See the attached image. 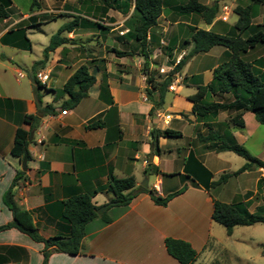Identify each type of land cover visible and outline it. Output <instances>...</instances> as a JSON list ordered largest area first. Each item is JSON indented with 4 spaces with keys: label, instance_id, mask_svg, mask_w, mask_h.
<instances>
[{
    "label": "crops",
    "instance_id": "1",
    "mask_svg": "<svg viewBox=\"0 0 264 264\" xmlns=\"http://www.w3.org/2000/svg\"><path fill=\"white\" fill-rule=\"evenodd\" d=\"M3 1L0 0V4ZM50 1L52 6L44 9L40 4L32 8V0H28L30 4L26 8L16 0H11L12 4L4 11L6 16L0 15V226L13 219L11 211L3 202V196L20 171L25 174L14 188L16 202L20 208L32 213L39 233L44 238L69 234V225L62 218V203L66 200L89 194L96 207L108 205L113 198L106 191L111 174L117 178L134 176L137 190L148 188L166 197L182 189H173L167 177L175 174L183 177L188 173L190 177L186 176L185 191L173 198L166 207L156 205L150 194L139 193L126 207L108 208L105 212L110 222L106 223L99 217L86 226V237L79 255L55 252L49 264H180L168 254L165 247L167 238L189 242L198 252L195 264H199L202 258L206 260L203 264H222L223 257H228L230 252L231 260L247 262L249 259L241 257L239 251L247 243L246 239L252 241L254 237L235 238L237 228L241 226L236 227L229 236L226 229H221L220 224L212 219L214 199L225 203L232 201L224 199V192L214 197L208 186L216 181V175L236 171L219 169L214 172L211 167L213 154L219 160L218 157L229 152L209 151L205 144L196 140L197 134L205 130L196 121L192 113L193 104L188 97L196 93L198 86L184 81L174 84L165 97L164 106L150 114L153 105L146 94V77L140 70L143 61L140 55H137L138 62L132 65L125 62L124 59L128 57L118 58L115 53L108 57L106 52H100L96 59H89L76 51L85 37L96 36L102 41L107 36L104 29H78L73 33H65L63 36L72 42L50 53L45 68L39 70L37 76L43 73L46 78L42 82L46 89L40 90L43 106L51 105L56 114L41 117L39 127L29 140L31 159L27 161V170H22V161L12 155V149L17 129L30 130L31 126L24 122L25 116L38 112L30 73L34 63L43 58V51L51 37L74 16L98 21L105 27L115 26L110 28V34L125 27L127 21V16L113 9L103 12L96 8L100 12L99 17H102L99 19L86 14L89 8L84 2L77 0L76 4L70 6L68 0H62L56 6L54 3L57 0ZM115 13L125 19H118ZM214 25H208L205 30L212 29ZM49 27H54L51 33L47 32ZM17 29H25L31 44L30 50L4 42V39L17 42L13 36H8V33ZM37 33L44 34L49 42H40L41 49L36 59H32V36ZM120 41L125 46L131 45L125 38H120ZM103 47L105 50L107 45L103 44ZM223 52L229 54L224 47ZM123 63L132 66L133 70H121L120 73L117 66ZM83 64L90 67L96 82L89 89L88 97L76 108L62 110L61 105L68 96H61L59 92ZM206 67L203 72L205 85L213 80V70L217 65ZM103 69H106L109 78L108 90L102 91ZM18 72L23 73L24 77L15 80L14 76ZM201 74L191 76H200L202 83ZM207 74L210 75V81L206 80ZM182 84L194 86L195 92L182 93ZM180 101L187 103L186 111L178 109ZM64 111H67L66 115L62 114ZM167 115L172 116V119L164 120ZM219 118L213 124L219 123ZM94 122L99 123L100 127L86 128ZM174 123L177 128H172ZM166 129L181 132L182 137L179 139L184 144L182 147H172L168 139L160 138L157 141L160 150L156 152L151 132ZM231 130L237 139L236 130ZM152 148L154 156L151 162ZM155 153L158 155L155 156ZM191 153L196 160L183 164V160L188 159ZM180 161L182 171H170V166ZM200 165L212 174L211 178ZM260 171H263L261 175L264 177V169H256L230 177L226 184L217 187L225 188L233 179L238 183L244 177ZM152 177L155 178L153 184L150 181ZM260 179L257 177L255 183L262 189L263 184L259 186ZM239 185L238 189L226 194L241 196L243 201L249 203L252 213L264 207L263 202L255 199L257 190L252 193L244 183ZM227 241L233 250L227 248ZM43 249V244L34 242L16 229L0 233V264H42Z\"/></svg>",
    "mask_w": 264,
    "mask_h": 264
},
{
    "label": "trees",
    "instance_id": "2",
    "mask_svg": "<svg viewBox=\"0 0 264 264\" xmlns=\"http://www.w3.org/2000/svg\"><path fill=\"white\" fill-rule=\"evenodd\" d=\"M84 1L78 0L80 3ZM168 1L170 0H102L103 6L102 8L100 7L103 12L113 9L125 16L131 14L125 23L127 32L123 36L129 41H135L139 46V55L143 59L142 74L146 77V94L153 105L150 114L164 106L165 97L174 82L172 75H168L162 81H158L151 73V48L152 44L157 40L155 29L158 26L159 18L163 15L165 7L168 5ZM252 1L261 2L263 0ZM11 4V0H4L0 4L1 16H6L4 12L5 8ZM38 5V0H32V8ZM132 9L133 11L131 12ZM179 12L197 15L203 19L205 24L212 25L218 16L219 5L215 3L212 6H207L199 0H186V3L179 7ZM235 13L238 16L236 23L224 34L192 27L191 39L184 41L187 45L192 44V48L175 66V71L180 72L190 59L199 54L208 53L214 47H224L229 52V57L214 68L213 81L211 83L202 85L200 82L201 77L197 75L191 77L185 76L183 80L186 83L189 82L198 86L196 93L188 97V100L193 104L192 113L196 121L201 123L203 128H205L204 133L199 132L197 134L196 140L205 144L209 151L216 153L232 152L246 161L236 172L222 174L218 180L208 186V190L212 187L226 184L230 177H236L242 173L256 169H264V161L254 157L240 144L231 130L237 128L240 130L245 129L246 124L243 116L246 113H252L256 121L264 126V59L260 58L254 62H247L243 58V55L256 49L259 45H264V24L254 26L253 21L257 17V14L253 4L245 7L238 6L235 9ZM251 27L255 28L256 31L246 35ZM93 28L108 30V28L98 21L94 22L81 16H74L70 22L62 25L51 37L49 45L43 51V58L32 66L30 80L33 85L38 112L36 115H26L24 118V122L31 126L30 130L17 129L12 149L14 157L19 158L21 161L24 158L28 161L31 159L28 147L32 132L36 131L39 127L41 117L56 114L55 109L51 105L43 106L40 90L46 89V86L38 79L37 74L39 70L45 68L50 53L72 42L63 36L65 33H73L78 29L86 30ZM8 36H13L17 42L10 39H4V42L13 43L20 48L31 49L25 29L12 31L8 33ZM114 53L118 58L132 56L130 51L114 50ZM103 70L102 91L108 90L107 81L109 78L106 69ZM95 82L96 78L90 73V67L87 64L81 65L59 92L61 96H68V99L62 103L61 109L72 110L76 108L83 99L88 97V91ZM224 95H232L234 99L230 102L212 100ZM223 111L234 112L236 115L231 121L233 125L220 132L213 122ZM98 127H100V124L94 122L86 128L96 129ZM151 134L155 139L152 145L156 152L160 150L157 144L160 138L173 139L182 137L181 132L172 129L152 131ZM157 155L155 153V156ZM188 159L196 160L193 153L190 154ZM200 166L204 171L209 173L202 165ZM154 167L158 169L157 166ZM194 173L197 174L195 171ZM23 174L25 173L22 171L17 173L10 188L3 196V202L11 211L13 219L10 223L0 226V233L16 229L30 237L34 242L43 244L42 264H49L50 257L55 252L72 256L79 255L86 237V226L99 217L106 223L110 222L106 212L101 216L97 214L99 208L94 205L92 195L82 194L62 203V218L69 225V234L67 236L49 238L42 237L34 222L32 213L20 208L15 199L14 188ZM209 174L211 178L212 174ZM186 176L190 177L188 173ZM262 181V179L259 180V186H261ZM106 191L113 195L112 200L108 204L109 209L130 205L139 193L150 194L156 205L166 207L173 198L185 191V187L173 194L162 197L156 191H151L148 188L137 190L134 176L117 178L111 174ZM212 219L223 226L227 234L231 236L234 229L238 226L264 225V207H259L256 212L252 213L249 211V203L243 201L241 196H238V200L232 203H225L214 199ZM165 247L168 254L180 264H195L198 260V252L189 242L184 240L167 238L165 240ZM262 248L264 250V244Z\"/></svg>",
    "mask_w": 264,
    "mask_h": 264
},
{
    "label": "rangeland",
    "instance_id": "3",
    "mask_svg": "<svg viewBox=\"0 0 264 264\" xmlns=\"http://www.w3.org/2000/svg\"><path fill=\"white\" fill-rule=\"evenodd\" d=\"M17 3L26 8L30 4L28 0H16ZM62 0H57L54 4L59 6ZM202 4L207 6H212L213 4L217 3L219 5V13L217 18L214 20L212 31L214 32H224L230 30V28L236 23L237 15L235 13V9L238 6H248L249 4H253L256 8L257 17L254 19L253 24L257 26L259 24H264V0L261 2H253L252 0H199ZM77 0H68L67 3L72 6V4H76ZM86 7L89 10H86V14L90 17H95L101 19L99 17V11L96 8H100L99 5H102V0H85L84 1ZM186 3V0H170L168 1V5L165 7L163 15L159 18L158 26L155 29V33L157 34V41L152 44L151 48V73L155 77L156 80L162 81L166 76L172 75L173 76V85L178 84L179 82L182 83L184 76H191L192 74L202 73V85H205L204 80V69L206 68H213L218 65L220 62L226 60L229 57V54L223 52V47H215L212 51L208 54H199L192 59L183 67L180 72L175 71V66L179 63V61L187 55L191 48L192 44L187 45L184 43L185 40H190L192 35V27L197 29H207L208 25L205 24L203 19L194 14H185L179 12V7ZM40 7L48 8L52 6V2L50 0H39ZM133 11V10H132ZM117 15L118 19H125L124 16ZM131 15V14H130ZM130 15L127 16V20L129 19ZM226 18V19H224ZM54 27L47 28V32L51 33L50 31ZM108 30L106 29L107 36L100 41L96 36L85 37L88 39H83V42L79 43V47L76 49L78 53L83 58L89 59H96L100 52H106L108 57H112L114 54V50H121V51H130L132 53L131 57L128 59H124L125 62L129 64L135 65L137 63V57L139 56V46L135 41L130 40L131 45L125 46L121 41L120 38H125L123 35L126 33L127 29L125 27L118 28L116 31L112 32L111 34L108 33L110 28H115V26H107ZM262 29V28H261ZM256 31L255 28L251 27L246 35L252 34ZM222 33V34H224ZM127 40V38H125ZM32 40L34 42V52L32 53V59H36V55L39 53L41 46L40 42L48 43L49 38L46 37L44 34H35L32 36ZM94 43H93V42ZM129 41V40H128ZM103 44L107 45L106 49L104 50ZM138 55V56H137ZM195 58V60H193ZM243 58L247 62H254L260 58L264 59V45H259L256 49L251 50L247 54L243 55ZM142 65L141 63V73H142ZM117 70H133L132 66L127 65L126 63L118 64ZM257 70V69H256ZM260 70V69H258ZM261 72V71H260ZM118 74H120L118 72ZM206 80L210 81V75H206ZM213 81V80H212ZM211 81V82H212ZM209 82V83H211ZM147 85V84H146ZM172 85V86H173ZM182 93H194L195 87L194 86H185L182 84ZM171 86V87H172ZM169 88V90L171 89ZM234 99L232 95H224L222 97L213 98V101H222V102H230ZM188 105L185 101H180L178 103V109L181 111H186ZM236 115L234 112L223 111L219 114V123H215L214 126L220 131L223 132L228 127L232 126L231 123L233 117ZM164 120L172 119V116L168 115L163 118ZM244 119V116H243ZM218 120V119H217ZM245 129H235L237 133V140L240 144H242L254 157L264 161V126L260 125L254 115L252 113H246L245 115ZM172 128H177L175 123L172 125ZM236 128V127H234ZM205 129V128H203ZM168 144L172 147H182L184 141L179 138H171L168 139ZM213 164L212 170L214 172L218 171L219 169H225L227 171H237L239 170L245 163V159L237 156L236 154L229 152L223 157H218L219 160L216 159L217 155L213 154ZM183 158V157H182ZM181 159V158H180ZM204 161V158H201ZM191 159L185 158L183 160V164L188 163ZM180 163H176L175 165L170 166V171H182L180 170L181 166ZM223 165V166H222ZM261 173H255V175H248L244 177L241 182L236 180H232V182L227 187H212L210 189L211 194L214 197H219L221 193L224 192V199L226 201L236 202L238 200V195L229 196L226 194L227 192L235 191L238 189L239 183H244L246 187L253 193V191L257 190L256 200L261 201L264 203V177ZM261 178L263 181V188L257 187L256 179ZM169 180V184L173 189H181L186 187V175L183 177L175 174L173 176L167 177ZM220 178L219 175H216V180ZM151 184L154 183V177L150 178ZM240 186V185H239ZM221 226V225H220ZM221 229L223 226L220 227ZM252 235L254 240L250 241L246 239V244L242 249L239 251V255L241 257H245L249 259L247 262H238L235 260L230 259V253L228 257H223L222 264H264V250L262 249L261 244L264 243V225L257 224L250 227H238L235 238H248ZM232 242V241H231ZM229 246L228 249H232L230 247V242H226ZM243 246V243L240 244ZM233 250V249H232ZM206 260L204 258L201 259L199 264H203Z\"/></svg>",
    "mask_w": 264,
    "mask_h": 264
},
{
    "label": "water",
    "instance_id": "4",
    "mask_svg": "<svg viewBox=\"0 0 264 264\" xmlns=\"http://www.w3.org/2000/svg\"><path fill=\"white\" fill-rule=\"evenodd\" d=\"M33 135H34V132H32V134H31V137L33 138ZM31 138V139H32ZM31 139H30V141H31ZM153 156H154V148H152L151 149V154H150V161L152 162V159H153ZM27 159L26 158H24L23 159V161H22V170L23 171H26L27 170ZM109 208V205H105V206H103V207H101V208H99L98 210H97V214L99 215V216H101L107 209Z\"/></svg>",
    "mask_w": 264,
    "mask_h": 264
},
{
    "label": "built area",
    "instance_id": "5",
    "mask_svg": "<svg viewBox=\"0 0 264 264\" xmlns=\"http://www.w3.org/2000/svg\"><path fill=\"white\" fill-rule=\"evenodd\" d=\"M224 19H226V18H224ZM23 77H24L23 73L18 72V73L14 76V79H15V80H18V79L23 78ZM38 79H39L41 82H45V80H46L45 75H44L43 73H41V74L38 75ZM171 89H173V87H171ZM62 114H63V115H66V114H67V111L62 112ZM155 188L158 189L156 186H155Z\"/></svg>",
    "mask_w": 264,
    "mask_h": 264
}]
</instances>
